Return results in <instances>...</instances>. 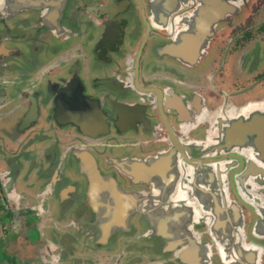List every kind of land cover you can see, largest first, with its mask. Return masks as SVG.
Instances as JSON below:
<instances>
[{"label": "flooded vegetation", "instance_id": "1", "mask_svg": "<svg viewBox=\"0 0 264 264\" xmlns=\"http://www.w3.org/2000/svg\"><path fill=\"white\" fill-rule=\"evenodd\" d=\"M5 114L0 264H264V0H0Z\"/></svg>", "mask_w": 264, "mask_h": 264}, {"label": "water", "instance_id": "2", "mask_svg": "<svg viewBox=\"0 0 264 264\" xmlns=\"http://www.w3.org/2000/svg\"><path fill=\"white\" fill-rule=\"evenodd\" d=\"M236 5H237L236 3H228V4L226 3V4H224V7H222L221 9H218V10L216 9V12H214V16L212 15V12H211L213 10V8H209L208 9V7L206 5L205 9L203 10L204 11L203 12V17H205V20L208 21V24H205V26H207V27L204 28L205 33L207 32V30L210 31L211 28L213 27V24L216 23L217 21L221 20L225 16V14H228V13H231L232 11H235L236 10ZM8 6H7V8H9V9H17V7H18L16 2H14V3L12 2L11 4H8ZM190 35H191L190 32L183 33L182 36L185 37V38L180 40V46L181 47H176V48L173 47L171 49V53L174 56H176L177 58L185 59V60L192 59V56L185 55V53H188V48H183V46H190V44H191ZM205 35H208V34H205ZM204 46H205V44H204ZM202 48L200 50L196 51V53H200L202 51ZM216 161H217V159H214L212 161L209 160L208 162L205 161V164L202 167L199 168L200 171L204 172L201 175V179L202 180H206L207 177H209V181H210L209 186L213 187V195H210L209 199H208L209 200V210L212 209V208H215L214 209V213L216 215L217 221H219L220 223L227 221L228 224H226L224 227L227 226L228 228H232V227H235V226H233L235 223H233V221H232L230 211H232V209L235 210L237 212V216H235V219H239V218H241L240 209H239V206L237 205L235 200L229 199L226 196L225 188H224V186L222 184V182H223L222 181V177L220 176V173H221L220 166L221 165L218 162H216ZM158 162H159V159H158ZM211 162H213V164H210ZM212 170H213V176L215 177L214 178V182L212 181L213 178L210 179ZM206 172H208V173H206ZM94 173L97 175L96 172H94ZM145 173H147V172H145ZM141 174H142V172L140 171V173H138L136 175L142 177ZM97 177L99 178V176H97ZM187 179H188V185L189 186H190L189 181L192 182V185L196 186V175H192V177L190 176ZM91 180H92V183H90V186H89L90 190H92V188L94 189L95 187H97V184H95L96 181H97V178H94V179L92 178ZM108 184H109V186L107 185V187L109 189L105 185H101L100 187L107 188L108 190L113 192V194H116V196H118V198L120 200H124L125 199L124 201L129 203V197L127 195H123L121 193L120 189L116 186V184L114 182H112V183L108 182ZM209 186H207L206 184L204 185V187H207V188H209ZM105 191L106 190H104V192ZM203 197L206 198V193L205 192L203 193ZM218 201H220L221 203L224 202V203L229 204L231 206L230 209H229L230 211H228L227 209H224L223 207L218 205V203H217ZM115 209L118 210L117 206H116ZM124 215L126 216L127 214H124ZM217 225L218 224H216L215 227ZM215 227H213V228H215ZM174 230H175V227H172L170 232L169 231L168 232L162 231L161 234H162V236L166 235L165 238H167L169 240H173V238L171 237L172 235H170V234ZM182 234H185V233L182 232ZM214 234L216 235L217 233H214ZM231 234H234V232H232Z\"/></svg>", "mask_w": 264, "mask_h": 264}, {"label": "rangeland", "instance_id": "3", "mask_svg": "<svg viewBox=\"0 0 264 264\" xmlns=\"http://www.w3.org/2000/svg\"><path fill=\"white\" fill-rule=\"evenodd\" d=\"M2 116V115H1ZM6 118V114L5 115H3L1 118H0V120L2 121V120H4ZM4 220H5V217H4ZM2 223H3V220H2ZM5 237L6 238H8L9 240L8 241H10V242H12V240H14V238H15V241L14 242H16V244H19V243H21V241L25 238V236L24 235H21L20 237H16V236H11V237H9V236H3V240L5 239ZM27 237V236H26ZM5 242V241H4ZM0 248L2 249V248H4V246L2 245V246H0ZM29 248H30V245H29V243H28V245L26 246V248H25V251H28L29 250ZM1 251L2 250H0V259H2V256H1ZM1 263V262H0Z\"/></svg>", "mask_w": 264, "mask_h": 264}, {"label": "built area", "instance_id": "4", "mask_svg": "<svg viewBox=\"0 0 264 264\" xmlns=\"http://www.w3.org/2000/svg\"><path fill=\"white\" fill-rule=\"evenodd\" d=\"M0 200H1V198H0ZM6 209H5V207L1 204V202H0V224H2V220L4 219V217L6 218Z\"/></svg>", "mask_w": 264, "mask_h": 264}, {"label": "crops", "instance_id": "5", "mask_svg": "<svg viewBox=\"0 0 264 264\" xmlns=\"http://www.w3.org/2000/svg\"><path fill=\"white\" fill-rule=\"evenodd\" d=\"M0 122H1V121H0ZM11 217H12V215H11ZM6 219H7V218H5V220H6ZM5 220H4V222H6Z\"/></svg>", "mask_w": 264, "mask_h": 264}]
</instances>
